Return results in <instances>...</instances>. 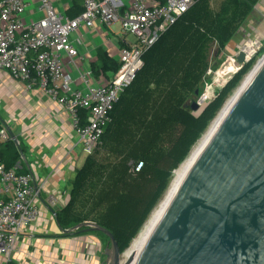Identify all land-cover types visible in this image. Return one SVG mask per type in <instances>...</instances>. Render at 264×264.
I'll list each match as a JSON object with an SVG mask.
<instances>
[{
	"label": "trees",
	"instance_id": "trees-1",
	"mask_svg": "<svg viewBox=\"0 0 264 264\" xmlns=\"http://www.w3.org/2000/svg\"><path fill=\"white\" fill-rule=\"evenodd\" d=\"M256 3L221 0L214 9L212 0H195L143 53V65L114 102L100 143L76 170L69 200L56 213L61 230L94 222L112 233L121 253L129 246L167 191L173 171L253 66L255 59L240 67L197 111L187 106L209 76L210 45L225 51ZM118 67L117 59L102 49L90 64L95 77L110 78ZM77 113L84 125L88 110L79 108ZM0 158L6 168L20 158L12 139L0 144ZM77 232H95L109 241L104 233L83 225L64 234Z\"/></svg>",
	"mask_w": 264,
	"mask_h": 264
},
{
	"label": "built area",
	"instance_id": "built-area-1",
	"mask_svg": "<svg viewBox=\"0 0 264 264\" xmlns=\"http://www.w3.org/2000/svg\"><path fill=\"white\" fill-rule=\"evenodd\" d=\"M40 1L43 17L26 21L27 0H0V72L6 71L29 89L37 87L70 113L82 150L88 155L100 143L114 102L143 65V53L195 0H82V12L72 18L57 10L52 0ZM115 22L125 37H134L118 47V69L110 78L101 74L96 79L89 67L78 72L80 83H76L62 59V52L68 63L78 55L74 41L81 44L82 37L73 38V34L79 27L103 30ZM261 46V39L252 36L235 43L234 48L226 46L224 63H228L216 71L207 69L212 82L227 75L213 89L220 88L247 62L259 60ZM241 52L244 57L239 63ZM79 108L88 110L84 125L80 124ZM9 139L7 128L0 127V144ZM16 168H6L0 158V264H11L17 236L39 216V188L32 184L31 174Z\"/></svg>",
	"mask_w": 264,
	"mask_h": 264
},
{
	"label": "water",
	"instance_id": "water-1",
	"mask_svg": "<svg viewBox=\"0 0 264 264\" xmlns=\"http://www.w3.org/2000/svg\"><path fill=\"white\" fill-rule=\"evenodd\" d=\"M252 71L218 112L213 122L239 90L128 264H264V53ZM190 108L201 107L192 101ZM82 225L109 238L102 264H121L106 228L83 222L63 232Z\"/></svg>",
	"mask_w": 264,
	"mask_h": 264
},
{
	"label": "crops",
	"instance_id": "crops-1",
	"mask_svg": "<svg viewBox=\"0 0 264 264\" xmlns=\"http://www.w3.org/2000/svg\"><path fill=\"white\" fill-rule=\"evenodd\" d=\"M27 1L24 20L33 21L43 17L41 1ZM52 3L68 17L83 7L82 0H52ZM255 20L257 19H248L240 26L232 38L235 43L247 36L241 37L239 34L242 26L258 25V20ZM92 31L99 34L104 46L96 45L87 36L88 31L79 27L73 38L82 37V51L78 49V55L72 63H68L67 55L62 52L68 71L77 74L76 83H80L78 72L84 67H90L91 62L96 59L98 49L116 59L114 55H117L120 41L124 42L126 39L123 36L106 41L108 30ZM71 64L75 66V70ZM2 126L24 148L23 157L20 155L14 166L31 174L32 184L39 188V216L17 236V247L11 264H102L106 259L105 251L109 241L95 232L65 235L56 218V213L69 200L72 180L86 157L70 113L37 87L29 89L25 83L13 79L6 71H1L0 127ZM14 145L16 146L15 142ZM8 153V150L4 151L5 161L9 160L6 157Z\"/></svg>",
	"mask_w": 264,
	"mask_h": 264
},
{
	"label": "rangeland",
	"instance_id": "rangeland-1",
	"mask_svg": "<svg viewBox=\"0 0 264 264\" xmlns=\"http://www.w3.org/2000/svg\"><path fill=\"white\" fill-rule=\"evenodd\" d=\"M221 2V0H212V7L215 9L218 7L219 3ZM56 8V7H55ZM57 9V8H56ZM58 10V9H57ZM61 13H63L62 9L59 10ZM248 19H257L255 21H257L258 25H243L241 31H239L241 37L243 35H247L244 37H258L261 39V48L258 52V56H261V54L264 53V0H257L256 5L254 6L252 12L250 13V15L247 17L246 22L248 21ZM256 23V24H257ZM103 32L107 31L109 32L108 36L106 37V41L113 39L114 37H123V33H122V29H121V25L118 22L112 23L109 27L104 26L103 28ZM87 36L89 37L90 40H93L94 43L96 45H103L104 46V42L102 40V38L99 36V34H97L94 31H88ZM240 37V39H241ZM127 40H133L134 37L132 34H127V37H125ZM74 46L79 49L80 51H82V45L77 43L76 41H74ZM226 54L224 53V51L222 52H218V47L217 44L213 43L210 45L209 48V52H208V61H209V68L215 70H219L222 64H227L228 62L224 63L227 59H226ZM114 57L117 59V55H114ZM257 61V60H256ZM256 61H254V64L256 63ZM253 64V66H254ZM72 68L75 70V66L73 64H71ZM253 66L247 71V73L243 76V78L241 79L240 83L236 86V88L232 91V93L229 95V97L226 99V101L231 97V95L236 91V89L239 87V85L241 84V82L245 79V77L247 76V74L250 72V70L253 68ZM86 69V67H84ZM216 71V70H215ZM70 75L75 78L77 77L76 72L72 71L70 73ZM223 75V74H222ZM224 76L227 77V75H223L221 76L219 79H216L217 77H215L214 81H211V75L206 76L205 80L203 81L202 85H201V89L200 92L198 94H195L191 100L187 101V106L190 107L192 101H196L198 103V105L200 107H202L205 103L203 101H207L208 97L211 95V93L213 91H216L217 89H219V87L214 88V85H217L216 83L220 82L223 78H225ZM227 80V78H226ZM82 88V86H80ZM225 101V102H226ZM224 102V103H225ZM224 105V104H223ZM222 105V106H223ZM222 108V107H221ZM220 108V109H221ZM194 112L197 110H193ZM220 111V110H219ZM218 111V112H219ZM217 112V114H218ZM217 114L215 115V117L217 116ZM215 117L210 121L208 127L206 128V130L204 131V133L201 135V137L198 139L197 143L193 146V148L191 149V151L194 149V147L198 144V142L201 140V138L206 134V132L208 131V129L210 128V126L212 125L213 120L215 119ZM190 151V153H191ZM189 153V154H190ZM181 165V164H180ZM179 165V166H180ZM179 168V167H178ZM177 169V168H176ZM173 175H174V171H173ZM171 178L170 184L173 180V176ZM169 184V187H170ZM168 187V189H169ZM167 189V191H168ZM167 191L165 192L164 196L162 197V199L159 201V203L154 207V209L151 211V213L149 214V216L147 217V219L144 221V223L142 224V226L140 227L139 231L137 232V234L135 235V237L132 239V241L138 236L140 230L144 227V225L146 224V222L148 221V219L150 218L152 212L159 206V204L162 202V200L164 199ZM132 241L130 242L129 246L127 248L130 247ZM126 248V249H127ZM125 249V250H126ZM124 250V251H125ZM124 251L122 252L121 256H120V260H121V264L124 262L125 257H124Z\"/></svg>",
	"mask_w": 264,
	"mask_h": 264
},
{
	"label": "bare ground",
	"instance_id": "bare-ground-1",
	"mask_svg": "<svg viewBox=\"0 0 264 264\" xmlns=\"http://www.w3.org/2000/svg\"><path fill=\"white\" fill-rule=\"evenodd\" d=\"M252 73H253V71L250 72L245 77L244 83L251 77ZM238 92H239V90L228 101L226 107L222 110V112L219 114V116L217 117V119L214 122H212V125L210 126V128L208 129V131L206 132V134L201 138V140L198 142V144L194 147V149L191 151V153L187 156V158L181 163V165L179 166V168H177V169L174 170L173 180H172V182L170 184V187H169V189H168V191H167L164 199L159 204V206L152 212L150 218L148 219V221L146 222V224L144 225V227L140 230L138 236L132 241L130 247L127 248L124 251L125 260H124V262L122 264H128L127 263L128 260H130L132 257H134V255L138 252V250L140 249L142 243L144 242V240L146 239L148 233L150 232L151 228L153 227L155 221L157 220V218L161 214V212L164 209L165 205L167 204L170 196L174 192V190H175L178 182L180 181L181 177L183 176L185 170L187 169V167L189 166L190 162L195 157V155L197 154V152L200 150V148L202 147V145L204 144V142L207 140L208 136L210 135V133H211L214 125L218 121V119L221 117V115L227 109V107L232 102V100L234 99V97L237 95Z\"/></svg>",
	"mask_w": 264,
	"mask_h": 264
}]
</instances>
